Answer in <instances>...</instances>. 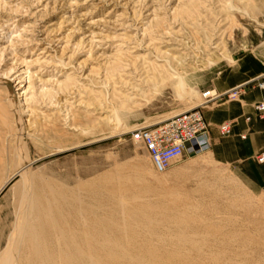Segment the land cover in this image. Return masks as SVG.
Returning a JSON list of instances; mask_svg holds the SVG:
<instances>
[{
  "label": "rangeland",
  "instance_id": "rangeland-1",
  "mask_svg": "<svg viewBox=\"0 0 264 264\" xmlns=\"http://www.w3.org/2000/svg\"><path fill=\"white\" fill-rule=\"evenodd\" d=\"M249 53L264 54V0H0V186L21 158L50 172L97 211L86 228L114 226L103 264H264V193L238 168L209 150L160 174L129 141ZM19 181L0 192L1 227ZM1 227L0 264H21Z\"/></svg>",
  "mask_w": 264,
  "mask_h": 264
},
{
  "label": "bare ground",
  "instance_id": "bare-ground-1",
  "mask_svg": "<svg viewBox=\"0 0 264 264\" xmlns=\"http://www.w3.org/2000/svg\"><path fill=\"white\" fill-rule=\"evenodd\" d=\"M178 79L179 84L186 86L184 78ZM115 120L119 122L117 118ZM24 146L25 143L22 144V150ZM14 151L16 154V150ZM21 159L0 186L1 192L12 178L20 177L12 212L5 215L3 227L0 224L2 235L9 232L5 240V253L10 251L13 253L12 257L16 255L14 259L22 260L21 264H56L58 260L63 264H103L98 257L97 244L104 233L115 232L111 221L105 219L92 223V228H86V217L95 215L97 211L88 208L87 213L83 212L80 202L67 195L69 193L66 186L56 177L50 172H32L33 163L28 159ZM115 248L117 245L114 243L107 246L110 258Z\"/></svg>",
  "mask_w": 264,
  "mask_h": 264
},
{
  "label": "crops",
  "instance_id": "crops-1",
  "mask_svg": "<svg viewBox=\"0 0 264 264\" xmlns=\"http://www.w3.org/2000/svg\"><path fill=\"white\" fill-rule=\"evenodd\" d=\"M264 54L249 53L238 58L236 65L216 78L212 89L223 94L242 85H248L239 101L218 100L202 110L209 126L213 156L233 168H238L242 177L256 193H264V163L257 157L264 152V119L255 111V105L264 103ZM230 123V132L220 136L219 126Z\"/></svg>",
  "mask_w": 264,
  "mask_h": 264
},
{
  "label": "built area",
  "instance_id": "built-area-1",
  "mask_svg": "<svg viewBox=\"0 0 264 264\" xmlns=\"http://www.w3.org/2000/svg\"><path fill=\"white\" fill-rule=\"evenodd\" d=\"M257 86L263 89L264 82ZM247 88L248 85H242L220 95L213 90H207L203 93L202 102L197 107L158 125L135 128L129 132V141L142 145L155 171L163 173L174 162L187 155L201 154L210 150L209 126L203 117L202 110L217 100L238 101ZM254 109L264 119V103L255 105ZM218 130L220 136L229 134L230 123L222 124ZM256 159L258 163H264V152Z\"/></svg>",
  "mask_w": 264,
  "mask_h": 264
}]
</instances>
